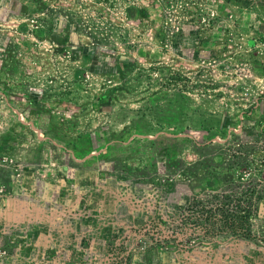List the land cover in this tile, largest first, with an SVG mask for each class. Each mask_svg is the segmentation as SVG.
<instances>
[{
  "label": "rangeland",
  "instance_id": "1",
  "mask_svg": "<svg viewBox=\"0 0 264 264\" xmlns=\"http://www.w3.org/2000/svg\"><path fill=\"white\" fill-rule=\"evenodd\" d=\"M239 181L264 189V0H0V264H264L174 213Z\"/></svg>",
  "mask_w": 264,
  "mask_h": 264
},
{
  "label": "trees",
  "instance_id": "2",
  "mask_svg": "<svg viewBox=\"0 0 264 264\" xmlns=\"http://www.w3.org/2000/svg\"><path fill=\"white\" fill-rule=\"evenodd\" d=\"M255 185L251 181H239L229 183L223 189H211L207 195L197 192L190 196L181 195L177 203L173 204L177 206L174 213L181 228L197 234L189 235L188 239L210 244H216L217 241L221 243L222 239L228 242L263 241L264 237L253 233L251 222L252 218L262 216L263 212L261 203L264 189H256Z\"/></svg>",
  "mask_w": 264,
  "mask_h": 264
},
{
  "label": "crops",
  "instance_id": "3",
  "mask_svg": "<svg viewBox=\"0 0 264 264\" xmlns=\"http://www.w3.org/2000/svg\"><path fill=\"white\" fill-rule=\"evenodd\" d=\"M77 181H81V180H77ZM78 184H80V183H78ZM100 197H103V195H100ZM89 212H91V211H89ZM91 213H92V212H91ZM40 214H41V213H38V215H36V216H35V215H34V216L31 215V217H32V218H36V220H37V219L40 218V216H41ZM59 215H60V217H62V219H64V217H66L65 213H59ZM90 236H91L92 238L96 237V236H94V235L91 233V231H90V235H89V237H90ZM110 244H111V243H110ZM108 245H109V244H108ZM220 250H222V249H220ZM40 257L42 258V256H40Z\"/></svg>",
  "mask_w": 264,
  "mask_h": 264
}]
</instances>
